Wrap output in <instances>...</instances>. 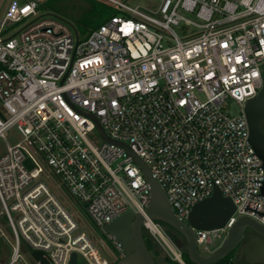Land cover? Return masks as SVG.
I'll list each match as a JSON object with an SVG mask.
<instances>
[{
  "label": "built area",
  "instance_id": "2783aa9c",
  "mask_svg": "<svg viewBox=\"0 0 264 264\" xmlns=\"http://www.w3.org/2000/svg\"><path fill=\"white\" fill-rule=\"evenodd\" d=\"M41 1L10 0L0 18V137L12 128L21 136L0 155V205L16 244L6 264L20 256L21 238L50 264H70L72 252L89 264H112L51 186L34 182L45 166L96 226L142 213L168 255L186 264L145 213L150 185L131 151L182 220L215 186L232 199L224 226L194 228L198 247L241 216L264 225L263 161L245 113L264 80V0H148L141 8L109 0L120 12L85 37L68 20L40 14ZM228 99L239 114L225 108ZM95 130L99 145L89 139Z\"/></svg>",
  "mask_w": 264,
  "mask_h": 264
},
{
  "label": "water",
  "instance_id": "95a60500",
  "mask_svg": "<svg viewBox=\"0 0 264 264\" xmlns=\"http://www.w3.org/2000/svg\"><path fill=\"white\" fill-rule=\"evenodd\" d=\"M70 24L78 37L77 29ZM245 113L250 128V142L261 157L264 167V80L258 93L247 101ZM94 119L99 131L106 139L112 141L95 116ZM120 144L130 150L129 145ZM131 152L150 185L151 201L145 208L146 215L161 220L179 231L187 242V252L192 261L197 264H213L238 247V258L244 257L250 264L264 263V225L249 216L239 217L229 228L222 243L209 253L202 254L194 228L212 230L224 226L235 209L232 199L215 186L209 197L192 206L187 221L182 220L175 215L163 186L153 176L148 164L136 153ZM262 194L264 196V184ZM144 220L145 216L142 213L127 211L103 225V231L114 235L123 250V255L116 264H173L166 255L154 256L147 247L141 232ZM70 264H79L76 252H72Z\"/></svg>",
  "mask_w": 264,
  "mask_h": 264
},
{
  "label": "rangeland",
  "instance_id": "374dc122",
  "mask_svg": "<svg viewBox=\"0 0 264 264\" xmlns=\"http://www.w3.org/2000/svg\"><path fill=\"white\" fill-rule=\"evenodd\" d=\"M9 1L10 0H2V5L0 7V18L5 14L6 7ZM121 1H124L131 6H139L140 8L148 4V0H121ZM86 4L87 3L84 0H69L68 4L65 7H63L62 10L63 17L66 18V20H68L70 23H72L73 22L72 16H75L77 13L83 11L84 8L86 7ZM31 19L32 18L22 20L20 23H17L13 27L7 29L6 33L12 34V32H15V30L22 27ZM225 108L232 115H237L240 112V106L237 103H235L232 99H228ZM20 138L21 136L19 132L16 130V128H12L8 131L6 139L0 137V155H2L6 151L8 143L14 144L18 140H20ZM89 139L95 145H99L103 141V137L98 130H95L92 133H90ZM45 167H46V171L39 178L35 179L34 182L38 181L39 179L45 180L51 186L52 190L56 192V194L63 202V204L68 208V210L77 218L80 226L79 229L81 231L88 233L93 238L101 254L104 257L109 259L112 264L117 263V261L122 256L119 254V251L117 250L113 241L109 238L107 233L104 232L101 227L96 226L92 222L88 213L84 209V204L70 193L68 187L63 182L62 178L56 175L54 170L50 166H45ZM185 220L187 221V219ZM163 228L170 235L168 229L165 228L164 226ZM148 233L152 236V234L149 231ZM226 234H227L226 232H222L220 237L214 236L212 242L209 243L206 242L200 244L199 250L201 251V253L207 254L211 250L219 246L222 243ZM171 238L173 239V241L176 242L175 238H173L172 236ZM206 245L208 246V248H206ZM15 247L16 244L14 242V236L11 227L8 224L5 214L2 212V206L0 205V261L2 263L6 264L11 260L15 251ZM161 249L163 255L166 254L168 255V253L162 246ZM178 249L181 251L180 247ZM19 253L20 256L14 261L13 264H39L31 256L28 245L23 238H21ZM78 262L79 264H89V262L81 254L78 255Z\"/></svg>",
  "mask_w": 264,
  "mask_h": 264
},
{
  "label": "trees",
  "instance_id": "16d2710c",
  "mask_svg": "<svg viewBox=\"0 0 264 264\" xmlns=\"http://www.w3.org/2000/svg\"><path fill=\"white\" fill-rule=\"evenodd\" d=\"M69 0H43L38 4L39 13L42 15H55L66 20L62 15L63 7L68 4ZM87 4L83 11L77 13L73 18V25L77 29L80 37L87 36L93 29L97 28L111 15L120 12V9L109 0H84ZM67 3V4H66ZM85 209V208H84ZM162 224L165 228H171L167 223L156 220ZM180 234V233H178ZM183 244L179 246L181 248V256L186 264H197L192 261L187 252V242L182 234L179 236ZM145 242L149 250L154 256L161 255L162 249L158 241L152 237L149 233L145 238ZM21 245V243H20ZM28 245V244H27ZM31 256L39 264H50L49 259L44 255L42 250L33 249L28 245ZM167 259L173 264H182L177 259H174L167 255ZM116 264V263H115ZM213 264H250L244 259L238 258L236 255V249L232 250L224 258ZM264 264V263H262Z\"/></svg>",
  "mask_w": 264,
  "mask_h": 264
},
{
  "label": "flooded vegetation",
  "instance_id": "af4514ba",
  "mask_svg": "<svg viewBox=\"0 0 264 264\" xmlns=\"http://www.w3.org/2000/svg\"><path fill=\"white\" fill-rule=\"evenodd\" d=\"M167 229H168L170 235L173 238H175L177 245L181 246L183 244V241H181V238L179 237L181 233L175 229H171V228H167ZM141 232H142L143 238L145 240L146 236L148 235V230L145 228L144 224L141 227ZM178 233H180V234H178ZM235 249H236V255H237L238 254V247ZM241 259H244V257H242Z\"/></svg>",
  "mask_w": 264,
  "mask_h": 264
}]
</instances>
